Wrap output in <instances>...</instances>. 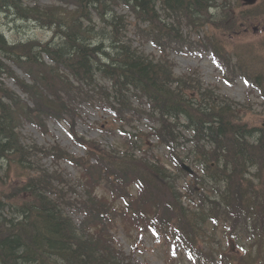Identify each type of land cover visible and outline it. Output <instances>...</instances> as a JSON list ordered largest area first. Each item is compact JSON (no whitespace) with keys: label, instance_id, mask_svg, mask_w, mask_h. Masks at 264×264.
Instances as JSON below:
<instances>
[{"label":"trees","instance_id":"16d2710c","mask_svg":"<svg viewBox=\"0 0 264 264\" xmlns=\"http://www.w3.org/2000/svg\"><path fill=\"white\" fill-rule=\"evenodd\" d=\"M57 1L62 5L41 8L25 7L22 0H0V16L22 12L52 32L48 42H16L12 44L15 55L7 54L10 51L0 54V75L12 79L27 97L0 81V123L8 134V141L0 138V149L16 160L1 179L0 196L14 195L22 205L11 208L18 223L6 211L0 216V236L6 238L16 231L10 239L12 255L0 256V264L28 263L29 258L22 255L28 249L21 242L28 245L29 241L31 264H137L135 248L128 256L117 239L121 231L133 240L135 233L138 241L150 233L168 243L174 256H186L198 264H264V128L244 121L235 103L206 89L198 76L176 77L168 59L169 50H192L197 45L199 51H211L229 66L230 37L245 24L264 26V0L242 11L237 10L239 3L223 0L221 6L216 4L217 15L208 11L216 0H108L115 11L126 7L134 18L130 21L119 15L116 24L104 0ZM159 1L179 13L162 21L155 10ZM104 17V31L111 30L114 37L111 57L108 53L98 55L103 47L90 40L87 32L96 19ZM130 27L161 52L159 60L134 47L127 37ZM205 27L210 34L197 44L183 34L186 28L199 34ZM257 43L264 52V36ZM65 44L71 45L67 52L62 50ZM75 45L78 50H73ZM257 50L250 48L248 54ZM70 53L75 55L65 59ZM3 58L22 70L28 80L17 75ZM253 59L248 66L257 64L259 54ZM259 63L264 65V60ZM237 66L264 98V70L247 69L242 62ZM84 105L111 112L112 122L126 134L124 149L109 150L98 141L76 135ZM142 118L151 122L150 135L171 153L182 173L185 159L178 151L185 149L183 140L189 142L192 157L188 154L186 159L198 169L193 176L196 188L182 186L145 142L147 133H126V126ZM50 120L66 121L73 141L85 147V155L74 156L59 144L23 143L25 124L47 135ZM44 158L78 169L76 185L62 172L41 166L39 161ZM100 188L102 196L97 195ZM70 213L81 220L77 223ZM52 223L53 241L48 247L42 240L45 249H41V239L34 232L40 227L44 233L53 228ZM222 229V238L234 239L242 255L220 248L221 241L215 236ZM56 249L60 257L51 260L52 253L45 251Z\"/></svg>","mask_w":264,"mask_h":264},{"label":"rangeland","instance_id":"374dc122","mask_svg":"<svg viewBox=\"0 0 264 264\" xmlns=\"http://www.w3.org/2000/svg\"><path fill=\"white\" fill-rule=\"evenodd\" d=\"M23 6H34L39 5L41 8L58 4L56 0H22ZM217 4H221L222 0H216ZM119 15L126 16L130 21V12L126 7L120 6L117 9ZM24 24V23H23ZM0 30L4 33L5 39L9 42L27 43L30 41L48 42L52 37V32L49 29H43L38 26V23L16 25L13 20L6 16L0 18ZM185 36H190V40L197 43L198 38L204 36L201 33L199 36L196 34H190L188 29H185ZM263 31V32H262ZM262 32V33H261ZM264 36V26L262 24L249 25V28L244 29L243 33L234 38L231 43L232 48L229 51L234 53L235 46L238 43L236 39L241 38L240 43H257ZM127 37L133 41L134 47L143 51L146 55L152 56L155 59H159L161 53L152 45L143 41L133 27H130L127 31ZM170 59L174 63V72L177 77L184 76L190 73H195L202 79V82L206 88H212L216 90L221 96L227 97L234 103L238 104V109L243 113L244 118L250 124L260 127L264 124V101L258 91H253L242 78L234 77L229 71L223 70L217 66L215 61L209 54H200L197 52H185L183 54L170 53ZM5 64L14 67L17 74L22 75L23 73L18 70L13 63L7 59ZM234 60L232 63L234 64ZM259 65L258 63L255 66ZM235 69H233L234 71ZM228 78V79H227ZM0 80L7 84L13 90L20 91L15 87L13 81L7 77V75H0ZM228 80V81H227ZM231 80V82H229ZM105 81H101V84H105ZM108 83H106L107 85ZM24 97V96H23ZM113 117L108 109H104L100 106L84 105L81 108L80 118L76 124V130L79 136L85 137L89 140L98 141L101 145L107 149H124L125 135L121 130L120 126L112 122ZM152 124L147 119L142 118L140 121L136 120L130 126H126L124 130L130 135H135L139 132L147 133L149 136L145 138V142L150 143L149 148L163 156L164 162L167 163L169 168L174 172L175 175L181 181L182 186L193 189L196 185L193 181L192 176L180 173L170 163V152H167L163 147H157V140L152 134ZM49 134L47 136L42 135L36 128L30 124H25L22 129V141L24 144H30L32 142L37 143L40 146L50 147L51 145L58 143L62 148L67 150L69 153L80 157L85 154V148L77 145L73 142L71 136L68 133V126L66 123H56L54 121L49 122ZM189 137L187 136V139ZM182 145L185 144V149L179 151L180 155L185 154L189 150V142L182 141ZM40 165L46 169L61 171L68 179L73 182L78 181V171L73 166L66 163L58 165L54 164L50 159H42L39 161ZM194 171H198L190 161L185 162ZM98 195L104 193L102 189L98 190ZM76 221H79L77 216L71 215ZM211 226H208L209 231ZM221 231L218 234L221 235ZM136 238V234L134 235ZM118 240L125 249V253L128 256L133 255V248H136L135 262L138 264H170V256L173 255L171 247L164 240L158 242L153 236L146 235L138 244L135 243V239L127 237L123 232L118 234ZM136 244V245H135ZM229 242L223 241L220 244V248H227ZM234 251H236L234 249ZM134 257V256H133ZM175 264H193L188 261L185 257L174 261Z\"/></svg>","mask_w":264,"mask_h":264},{"label":"bare ground","instance_id":"6f19581e","mask_svg":"<svg viewBox=\"0 0 264 264\" xmlns=\"http://www.w3.org/2000/svg\"><path fill=\"white\" fill-rule=\"evenodd\" d=\"M92 1L93 2H96L98 0H91V2ZM140 1L143 2V0H140ZM104 2L107 3L109 9H111L109 11H111V12L113 11L114 12V14H112L111 12H108L110 18L112 19V21H114V24L119 23L120 19H119V14L117 12V8H116V11H115V8L113 7V5L108 0H104ZM155 10H156V13L159 16H161V20L162 21H164L165 19H167V18H163V17H170L172 15V13H179L177 11V9H170V7L164 1H159L158 4L155 7ZM208 11H209V14L210 15H217V14L220 13V11H219L218 6L216 5V3L213 4V6H211L208 9ZM2 15L3 16H6L7 18H9L11 20H13L14 24H16V25H18V24L25 25L27 23L28 24L38 23V26H41L43 29H46L47 28V27L42 26V23L41 22H35V21H33L30 18L29 15H28V18H25V16L22 14V12L4 13ZM0 18H1V16H0ZM103 19H105V17L102 18V19H100V20L99 19H96V25L93 28L87 29V32L91 35L90 40H92L94 43H96V44H98V45H100V46L103 47V51H99V54L98 55L103 54V53H108L109 56L111 57V56L114 55V49H113L114 37H113V34L112 35L110 34L111 33V30L108 31V29H107V31H104V29L107 26H106L105 22L102 21ZM1 37L2 38H5L4 33L1 32V30H0V38ZM28 42H32V41L29 40ZM15 43L16 42H9L6 39L3 42L0 39V54L4 53L6 51H10L7 54L10 55V54L13 53L15 55L14 48H12V44H15ZM22 44L24 45V43H22ZM70 46L71 45H69V44H65V45L62 46V50L64 52H67ZM73 50H78V47L75 45V47H74ZM71 55H75V54H71L70 53V56L69 57H65V59H67V60L72 59ZM78 55H80V54L78 53L76 56H78ZM149 58L152 59V60L155 59L152 56H150ZM3 59H5V58H3ZM0 81H2V80H0ZM6 86H8V85L6 84ZM1 125L2 124L0 123V138H3V141L5 142L7 140V138H8L7 137L8 134L6 135V132L1 128ZM0 148H2L1 142H0ZM17 159L20 160V157L18 156ZM13 164H16L15 158L14 157H11V158L8 157V155H6V153L5 152H2L1 149H0V183H2V180L1 179L4 177V174L9 173V170L8 169H13V167H12ZM7 194H8L7 196L6 195L0 196V216H2L3 213L6 211V214L9 213V217L12 220H14V221H16L18 223V220H16V217H15V215H14V213H13V211H12L11 208H13V206L20 207L22 205L21 204H18L16 202V198L14 197V195H11L9 193H7ZM12 202H13V204H12ZM8 209L10 210L9 212H8ZM39 209L41 210V207H39ZM34 210H36V209L34 208ZM28 219H29V215H28ZM33 221H34V219H32V222ZM32 226L33 227H37L35 223H33ZM52 227H53L52 229L46 230V231H44V233L41 232L40 227H39V229L37 231L34 232L35 235L36 236H39L40 239H41L40 240L41 241L40 243H42L41 246H40L41 249H45V244L42 242V240H45V242H47V246L48 247L51 245V240H52L51 239V235L53 234V232H54L53 229L55 227V225L53 223H52ZM56 227H57V229L61 228L60 225H56ZM15 234H16V231L13 232L12 234L9 233L8 234V237H6V238L4 236H2V235L0 236V256H3V257L8 258V257H10L12 255L13 250H12V244L10 242V239L13 238V236ZM21 243H22L23 246H26L27 249H28V252H25L22 255L28 257L29 259L27 258L28 259V263L27 262H22L20 264H31V259L30 258H33L32 254L29 253V251H30L29 245H30L31 241L28 242V245H27L26 242H21ZM48 250H52L51 247ZM48 250L45 251V254H51L52 253L49 256L51 258V260L58 259V257H60V254L61 253L58 254L57 249L54 252H50ZM32 264H34V263H32Z\"/></svg>","mask_w":264,"mask_h":264},{"label":"water","instance_id":"95a60500","mask_svg":"<svg viewBox=\"0 0 264 264\" xmlns=\"http://www.w3.org/2000/svg\"><path fill=\"white\" fill-rule=\"evenodd\" d=\"M245 1L247 4H254L256 2V0H243Z\"/></svg>","mask_w":264,"mask_h":264}]
</instances>
